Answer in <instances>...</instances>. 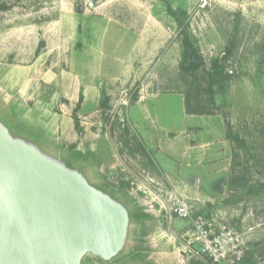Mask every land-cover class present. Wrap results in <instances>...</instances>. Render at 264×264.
Returning a JSON list of instances; mask_svg holds the SVG:
<instances>
[{
  "label": "rangeland",
  "instance_id": "obj_1",
  "mask_svg": "<svg viewBox=\"0 0 264 264\" xmlns=\"http://www.w3.org/2000/svg\"><path fill=\"white\" fill-rule=\"evenodd\" d=\"M0 5V42L10 47V62L31 63L38 56L42 70L56 77L72 71L83 78L98 69L104 77L94 81L99 96L69 111L75 137L42 141L20 130L129 210L122 252L109 261L86 254L85 264H218L196 254L199 246L189 242L197 215L243 235L240 264H264V0H208L205 6L199 0H0ZM113 30L114 38L108 37ZM185 34L202 58L196 70L180 67ZM121 38L132 44L128 51L118 45ZM126 52L123 63L111 58ZM210 71L218 75L212 86ZM122 72L132 77L116 78ZM160 97L162 131L170 140L176 136L168 132L171 126L182 123L185 98L191 108L211 111L195 114L223 123L229 147L220 161L222 177L212 183L207 177L197 187L188 176L192 185L179 188L178 181L163 176L156 161L157 129L147 133L131 122L142 105ZM169 157L166 164L174 170ZM176 197L192 205L191 217L171 213Z\"/></svg>",
  "mask_w": 264,
  "mask_h": 264
},
{
  "label": "water",
  "instance_id": "obj_2",
  "mask_svg": "<svg viewBox=\"0 0 264 264\" xmlns=\"http://www.w3.org/2000/svg\"><path fill=\"white\" fill-rule=\"evenodd\" d=\"M0 118V264L109 261L126 243L130 213ZM16 133V132H15Z\"/></svg>",
  "mask_w": 264,
  "mask_h": 264
},
{
  "label": "crops",
  "instance_id": "obj_3",
  "mask_svg": "<svg viewBox=\"0 0 264 264\" xmlns=\"http://www.w3.org/2000/svg\"><path fill=\"white\" fill-rule=\"evenodd\" d=\"M114 34L113 30L108 37L114 38ZM119 41L118 45H125L123 48L127 49L126 51L132 46L128 40L121 38ZM97 43L101 44L102 41ZM115 43L118 42L113 44ZM8 52L10 47L0 42V118L12 129H18V133L23 134L20 132L23 130L24 134L36 136L39 140L43 138L42 141L49 138L53 140L59 135L64 138L75 137V125L69 111L78 102L80 93L84 102L94 99L97 94L99 96V84L94 81L104 78L101 69L97 72L89 71L83 78L72 71H63L56 77L52 72L42 70L39 63L41 58L38 56H35L31 63H16L7 59ZM127 53L125 56L113 53L111 58L114 56L119 63H123L125 62L123 60L128 58ZM96 58L100 65L102 55L98 54ZM131 77L132 74L122 72L116 78L128 80ZM46 85L49 88L48 93H45ZM163 103L160 97L155 104L142 105L141 109L137 110L140 114L131 117V122L142 131L149 133L157 129L159 137L157 136L155 143L160 149L156 153V161L163 176L178 181L179 188L192 185L191 176L193 179L196 178L197 187H201L200 185L207 181V177H213V180L207 181L208 183L222 177L225 169L220 161H223L229 147L223 123L208 116L188 113L182 103V123L180 126H171L170 131L167 130L176 135L170 140L162 131L166 126L162 121L163 114H160L163 111ZM151 112L156 113L154 121ZM165 116L170 117L169 114ZM169 156L178 160L174 158L171 160L175 166L174 170H170L166 164L170 161Z\"/></svg>",
  "mask_w": 264,
  "mask_h": 264
},
{
  "label": "built area",
  "instance_id": "obj_4",
  "mask_svg": "<svg viewBox=\"0 0 264 264\" xmlns=\"http://www.w3.org/2000/svg\"><path fill=\"white\" fill-rule=\"evenodd\" d=\"M205 6L208 0H199ZM171 213L180 218L191 217L192 205L184 198L176 197L170 206ZM190 243L199 247L196 254L207 256L218 264H240L245 252L244 237L233 228L216 222L206 221L202 216L193 218L192 228L187 232Z\"/></svg>",
  "mask_w": 264,
  "mask_h": 264
},
{
  "label": "trees",
  "instance_id": "obj_5",
  "mask_svg": "<svg viewBox=\"0 0 264 264\" xmlns=\"http://www.w3.org/2000/svg\"><path fill=\"white\" fill-rule=\"evenodd\" d=\"M4 8V5H0V9ZM168 12L174 16H176V12L171 9V7H168ZM180 22V21H179ZM41 45L43 44L42 42L40 43ZM40 44L37 47L35 53L38 54L40 51ZM202 62V58L201 55L199 54L197 48L194 46V44L191 42L190 38L188 37V35H184L183 39H182V54H181V61H180V67L183 70H196L198 69V67L200 66ZM215 67L216 62L214 63ZM222 68H219V71L217 72L218 74H220L222 71ZM216 72L214 71H210L209 74V85L212 86V84L215 82V79L218 77ZM82 93H80L79 95V99L77 102V105L79 106L81 104L82 101ZM185 104H186V111L188 113H210L211 111L209 110H203V111H199V110H195L193 108L190 107L189 101L187 98H185Z\"/></svg>",
  "mask_w": 264,
  "mask_h": 264
}]
</instances>
